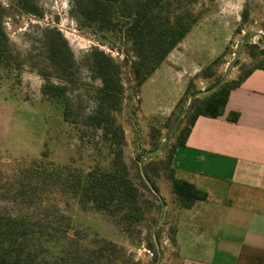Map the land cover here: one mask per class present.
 I'll return each instance as SVG.
<instances>
[{"label":"rangeland","instance_id":"rangeland-1","mask_svg":"<svg viewBox=\"0 0 264 264\" xmlns=\"http://www.w3.org/2000/svg\"><path fill=\"white\" fill-rule=\"evenodd\" d=\"M105 1L0 0L1 25L12 52L11 61L0 64V211L21 207L14 202V193L18 185L29 181L26 173L33 166L108 170L120 159L139 190L135 204L144 216L132 233H124L108 213L83 206L70 194H58L53 186L25 202L33 205L24 208L25 213L32 214L33 222L49 215L54 229L61 226L53 215L59 212L64 217L62 228L69 226L79 233L71 243L64 241L62 254L68 264H81L76 250L81 255V250L92 251L106 242L124 252L131 264H157L154 230L162 204L144 179L140 161L159 148L177 125L168 142L144 162L146 175L166 201L157 237L164 255L162 264H170L171 238L180 208L173 192V154L197 106L211 93L200 95L190 111L183 113L196 92L210 89L224 75L223 85H229L264 65V0H160L153 12L159 15V23L168 26L181 16L195 22L141 88L134 82V63L139 56L128 30L137 10L150 0H108L107 6ZM96 2L110 13L109 27L102 19L93 22L89 18ZM54 42L70 59L69 72L52 61L50 45ZM97 51L120 67L122 93L112 107L104 99L103 81L92 59ZM54 87L61 89L58 96L53 95ZM102 106L109 120L90 123L91 116L100 115ZM116 131L122 137L117 134L113 140ZM36 229L35 236H30L38 244L37 237L54 233ZM40 248L43 252L34 264H42L43 258L54 260L52 245Z\"/></svg>","mask_w":264,"mask_h":264},{"label":"trees","instance_id":"trees-1","mask_svg":"<svg viewBox=\"0 0 264 264\" xmlns=\"http://www.w3.org/2000/svg\"><path fill=\"white\" fill-rule=\"evenodd\" d=\"M107 2L109 1L103 2L105 6H107ZM159 2L160 0H150V3L144 4V7L141 6L137 10L128 30L137 46L139 56V60L134 63L133 70L135 86L138 88H141L159 69L169 53L191 31L192 24L195 22V20L181 16L168 26H165L164 23H159V15L153 13L159 7ZM96 6L95 10L90 12L89 18L93 22L102 19L103 24L109 27L110 23L108 24L107 21L110 22L111 20L108 17L110 13L107 12V8L105 6L102 7L98 2H96ZM31 11L33 12V10ZM1 18L2 15L0 16V64L2 65L11 61L12 52L9 47L7 34L1 25ZM62 54L58 44L54 42L50 45L52 61L60 69L69 72L71 61ZM92 59L103 81L102 91L104 99L109 101V106L112 107L113 102L122 93V85L119 81L120 67L114 64L113 60L103 52H95ZM256 69H264V65L250 70L239 80L234 81L233 84L227 85V83L220 86V88L205 97L197 106L190 124L182 132L176 148L185 144L199 116L213 118L222 116L231 90L239 86ZM54 90V96H58L59 92H61L59 87H54ZM50 92L52 91L50 90ZM50 92L45 91V94H50ZM109 118V113L102 106L100 115L91 116L90 123L102 124L108 121ZM65 119H69L68 109L65 111ZM114 134L111 137L113 140L117 134L122 137L118 131L114 132ZM43 157H46V154L43 153ZM52 166H54L52 170L41 169L40 166L29 168L26 173L29 181L18 185L17 192L15 191L14 193V202L21 204V207H19L20 205L13 208L5 207L4 211H0V264L37 263L39 256L43 252L41 251L43 248L39 249V247L46 244L54 247V260L50 261L47 258H43L40 261L42 264H68L67 258L62 254L64 241L68 240L71 243L73 238L79 233L69 226L62 228L64 226L62 225L64 217L57 211L53 215L55 219L59 220V225L61 226L53 229L49 223V220H52L49 215L47 219L33 222L30 220L32 214L29 212L25 213L24 209L33 207V205H28L25 202L45 193L48 190L47 187L50 186L56 188L58 194H70L75 197L83 206L91 205L98 211L108 213L124 233H132L136 224L143 220V213L135 204L139 197V190L130 179L127 167L120 159L114 161L112 167L108 170L99 167L84 170L73 165ZM172 181L173 192L178 198L180 208H190L196 201H203L208 198V194L199 190L195 185L175 178L174 171ZM18 198H23L21 203L17 202ZM36 228L53 230L54 233L48 238H44L45 235L37 237L38 244L30 236V234L35 236ZM174 233L171 238L173 243L176 242ZM27 238H29L30 244H27L29 241ZM25 247L28 248L25 249ZM74 253L81 264H131L130 260L125 257V253L111 242H106L103 246L94 248L92 251L85 252L81 250V255L78 250Z\"/></svg>","mask_w":264,"mask_h":264},{"label":"crops","instance_id":"crops-1","mask_svg":"<svg viewBox=\"0 0 264 264\" xmlns=\"http://www.w3.org/2000/svg\"><path fill=\"white\" fill-rule=\"evenodd\" d=\"M174 175L208 198L177 210L170 264H264V69L231 90L222 116L197 118Z\"/></svg>","mask_w":264,"mask_h":264},{"label":"water","instance_id":"water-1","mask_svg":"<svg viewBox=\"0 0 264 264\" xmlns=\"http://www.w3.org/2000/svg\"><path fill=\"white\" fill-rule=\"evenodd\" d=\"M259 35V34H258ZM227 79V74L224 75V77L216 84L214 85L213 87H211L210 89L206 90V91H201V92H196L192 98L190 99V102L188 104V107L185 109L184 113H183V116H185L191 109L194 101L200 96V95H205V94H209V93H212L214 92L215 90H217L220 86L223 85V83L225 82V80ZM182 116V118H183ZM181 118V119H182ZM180 119V121H181ZM180 121L178 122V124L180 123ZM177 127V125H176ZM176 127L174 129H172L170 131V133L166 136V138L164 139L162 145H160L159 148L155 149V150H152L150 152H147L141 159L140 161V166H141V172H142V175L144 177V179L146 180L147 184L150 186L151 190L159 197L160 201H161V204H162V214H161V218L160 220L158 221V223L156 224L155 226V230H154V236H155V240H156V243H157V247H158V253H159V260H158V263L157 264H162L163 262V259H164V255H163V251H162V248H161V245L159 243V240H158V237H157V230L161 224V222L163 221V218L165 216V212H166V201L165 199L163 198V196L157 191V189L155 188L154 184L151 182V180L148 178V176L146 175V172H145V166H144V162H145V159L148 157V156H151L155 153H157L167 142L168 140L170 139L171 135L173 134V132L175 131Z\"/></svg>","mask_w":264,"mask_h":264}]
</instances>
